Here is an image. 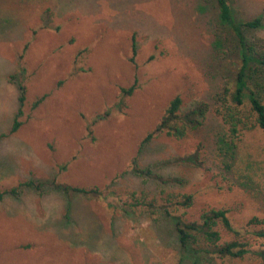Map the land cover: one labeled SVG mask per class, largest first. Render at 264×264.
I'll use <instances>...</instances> for the list:
<instances>
[{
	"label": "rangeland",
	"instance_id": "374dc122",
	"mask_svg": "<svg viewBox=\"0 0 264 264\" xmlns=\"http://www.w3.org/2000/svg\"><path fill=\"white\" fill-rule=\"evenodd\" d=\"M229 2L239 20L264 16V0ZM216 13L206 0H0V190L16 188L0 198V264H179L172 216L210 208H226L250 247L264 248L248 223L264 226V130L232 137L217 113L237 61L216 57ZM246 35L264 45V21ZM176 95L186 110L205 103V124L143 144ZM217 228L219 241L234 238ZM209 264L262 262L248 253Z\"/></svg>",
	"mask_w": 264,
	"mask_h": 264
},
{
	"label": "trees",
	"instance_id": "16d2710c",
	"mask_svg": "<svg viewBox=\"0 0 264 264\" xmlns=\"http://www.w3.org/2000/svg\"><path fill=\"white\" fill-rule=\"evenodd\" d=\"M212 4V8L217 11L216 16L218 25L222 27L221 33L225 34L222 38L220 33L216 34L213 42L216 57L219 55H233L237 61L235 69L231 71V78L234 81L232 91L224 89L220 96V106L216 109L217 113L230 136L236 137L242 128H249L252 125L264 130V45L260 41L249 38L246 32L249 29L260 28L263 26L264 16H254L249 20H239L235 18L229 0H206ZM201 8V6H199ZM202 10V9H201ZM225 43L229 45L228 51L224 48ZM137 44L132 37L130 61H134ZM221 66V65H220ZM229 70V69H228ZM19 111L24 102V86L19 84ZM133 86L121 88V95L131 94ZM42 98L37 99L33 105L36 106ZM182 100L179 95L174 96L162 114L156 126L148 132L143 144L149 142L153 137L166 133L177 138L186 137L190 131L203 126L207 119V105L205 103L195 104L189 109L181 107ZM117 107L118 104L116 103ZM110 109L94 117L93 123L106 118ZM253 117V119H251ZM21 122L15 119L11 131L14 132ZM219 150L230 156L234 154V145L219 139ZM185 159L195 160L194 156H184ZM225 166L229 163L225 161ZM34 178L26 180V185L37 186ZM63 193L74 191L84 194L94 192L96 188H88L81 185L60 183L57 185ZM11 193H16V188H10ZM5 191L0 190V198ZM191 194H186L184 204H190ZM167 214L170 213L166 210ZM226 208H210L204 210L199 219L184 220L179 215L172 216L177 238V251L179 264H209L215 256L219 257H243L250 253L257 256L264 264V248L250 247L249 236L241 233L234 228L228 217ZM170 216V215H169ZM220 222L226 229L233 231L234 238L219 241L220 232L217 223ZM248 223L251 224L249 232L252 236L264 237V226L257 227L258 218L250 217ZM245 235V236H243ZM247 237V239L245 238Z\"/></svg>",
	"mask_w": 264,
	"mask_h": 264
}]
</instances>
